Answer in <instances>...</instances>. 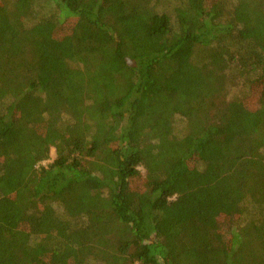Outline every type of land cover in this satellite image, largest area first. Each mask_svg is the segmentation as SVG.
Returning <instances> with one entry per match:
<instances>
[{
    "label": "trees",
    "instance_id": "obj_1",
    "mask_svg": "<svg viewBox=\"0 0 264 264\" xmlns=\"http://www.w3.org/2000/svg\"><path fill=\"white\" fill-rule=\"evenodd\" d=\"M0 264H264V0H0Z\"/></svg>",
    "mask_w": 264,
    "mask_h": 264
},
{
    "label": "rangeland",
    "instance_id": "obj_2",
    "mask_svg": "<svg viewBox=\"0 0 264 264\" xmlns=\"http://www.w3.org/2000/svg\"><path fill=\"white\" fill-rule=\"evenodd\" d=\"M54 157V150L52 149L51 150V159ZM48 161H50V160H48Z\"/></svg>",
    "mask_w": 264,
    "mask_h": 264
}]
</instances>
